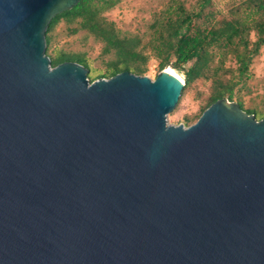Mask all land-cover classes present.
Returning a JSON list of instances; mask_svg holds the SVG:
<instances>
[{
    "label": "water",
    "instance_id": "water-1",
    "mask_svg": "<svg viewBox=\"0 0 264 264\" xmlns=\"http://www.w3.org/2000/svg\"><path fill=\"white\" fill-rule=\"evenodd\" d=\"M78 1L0 0V264H264V117L221 98L173 125L170 65L52 66Z\"/></svg>",
    "mask_w": 264,
    "mask_h": 264
},
{
    "label": "trees",
    "instance_id": "trees-1",
    "mask_svg": "<svg viewBox=\"0 0 264 264\" xmlns=\"http://www.w3.org/2000/svg\"><path fill=\"white\" fill-rule=\"evenodd\" d=\"M120 1L79 0L72 8L54 15L45 32V53L51 65L76 61L91 68L83 52L67 53L58 48L50 51L53 31L63 23L69 33L83 31L102 43L101 53L107 55L105 66L88 74L90 81L124 70L143 74L148 59L153 58L158 62V72L170 65L182 73L184 85L179 99L195 80H210L206 102L196 118L221 98L236 101L243 109L238 91L251 78L250 65L264 45V0H229L223 8L215 0H197L190 7L183 0H168L148 24L145 38L121 33L106 17L105 12ZM245 111L257 119L264 117V109Z\"/></svg>",
    "mask_w": 264,
    "mask_h": 264
},
{
    "label": "rangeland",
    "instance_id": "rangeland-1",
    "mask_svg": "<svg viewBox=\"0 0 264 264\" xmlns=\"http://www.w3.org/2000/svg\"><path fill=\"white\" fill-rule=\"evenodd\" d=\"M185 5L194 6L197 0H183ZM218 7H225L229 0H215ZM168 0H121L113 8L105 12L109 20L115 22L116 27L123 34H138L146 37L148 24L152 18L163 9ZM102 43L92 35L83 31L72 34L65 29L63 23L58 24L53 31V41L50 51L58 48L67 53H85L90 59L91 68L88 74L92 75L94 70H102L105 66L107 55L101 53ZM143 74L154 79L158 73V62L149 58ZM251 78L246 86L238 91L242 99L243 109H255L260 112L264 109V45L261 47L251 65ZM179 73V72H178ZM87 74V75H88ZM182 78V73H179ZM210 90V80L197 79L181 95L175 107L166 115L169 124H184L185 126L193 123L199 114L201 107L206 102Z\"/></svg>",
    "mask_w": 264,
    "mask_h": 264
},
{
    "label": "bare ground",
    "instance_id": "bare-ground-1",
    "mask_svg": "<svg viewBox=\"0 0 264 264\" xmlns=\"http://www.w3.org/2000/svg\"><path fill=\"white\" fill-rule=\"evenodd\" d=\"M166 69L168 71H171V72L175 73L181 80H183L182 76L177 71H175L173 68L168 66V67H166Z\"/></svg>",
    "mask_w": 264,
    "mask_h": 264
}]
</instances>
